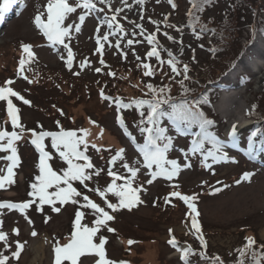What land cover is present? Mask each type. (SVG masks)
I'll list each match as a JSON object with an SVG mask.
<instances>
[{
    "label": "rangeland",
    "instance_id": "374dc122",
    "mask_svg": "<svg viewBox=\"0 0 264 264\" xmlns=\"http://www.w3.org/2000/svg\"><path fill=\"white\" fill-rule=\"evenodd\" d=\"M3 2L4 0H0V4ZM70 2L75 3V0ZM96 2L98 7H104L105 11H108L106 5H100L98 0ZM128 3L131 8H125L124 12L117 16V20L129 33L127 37L121 39L120 48L115 47L120 37L110 36L109 42L112 46L109 47L108 43L102 41L104 43L102 55L101 52H97L99 45L96 42V29L103 18V13L94 12L87 16L81 25V30L79 32L73 30L70 41L66 38L65 43L69 44L74 55L72 70L66 65L67 50L64 46L54 45L48 41L34 23L37 13H44L42 19H46L47 0H16L14 5L6 10L4 20L0 22V86H6V81H13L7 86L30 101V104L23 103L17 97H9L15 106L19 104V124L23 125L24 131L20 130L21 139L14 142L19 158L18 165L13 169L14 183H5V187L0 188V202H24L26 198L32 197L29 193L33 191L31 185L35 182V177L40 174L38 166L40 155L35 145L31 143L33 136L28 134L26 129L59 132L62 128L76 131L77 136L84 135L81 129H87L86 139L89 141V147L86 155L91 158L96 168L103 171L99 176H94L91 181L86 182L87 189L78 181L73 182V186L114 216V219L108 221L107 226L102 227L93 237L94 243L97 244L100 237L106 238L104 245L106 259L116 264H120L121 261L126 264H185V261L180 259V249L186 246L193 247L196 243L201 244L197 237L202 235L212 255H222L226 262L231 258L236 246L247 237L264 242V149L253 152V156L246 159L242 151L246 145L244 140L233 145L227 136L232 127L229 121L231 116L228 114L232 115L239 105L245 103L246 116L251 118H254L252 116L254 101H260L264 107V95L258 96L264 93V68L255 74L252 73L255 67L242 68L241 74L244 80L247 77L251 79L242 86H240L241 81L235 84L234 78L229 79L228 75L223 74L220 77L221 82L236 90L237 97L229 95L228 91L226 95L216 92L213 96L215 103L211 115L215 121L214 130L223 144L224 151L230 158H234V161L228 159L213 163L209 158L207 161L211 164L209 168L205 166L202 153L196 156L188 155L186 161L183 151L187 147V136L178 134L170 123H166L165 126L169 128L168 135H171L173 141L167 156L169 159H177L181 164V170L172 180L157 177L151 184L147 181L152 177L142 166L143 157L136 147L142 135L139 128L130 121L131 116L130 119H125L124 126H121L116 119V105L102 99L100 90L103 89L105 95L109 97L121 98L120 90L126 89L131 75L143 71V67L137 66L140 61L136 59V55L138 54L142 60L145 59V54L151 45L149 46L144 36L139 35L135 39L140 40V43L127 45V39L133 38L131 32L140 31L134 29L131 21L142 24L147 30L145 35L156 31V26L149 21V17L160 21V32L156 35L162 45L159 50L161 56H167L165 49L171 50L179 59L188 61L191 67L190 76L197 77L203 62L208 61L209 65L215 66L213 71L217 73L224 69L225 60L235 58V54L238 53L239 56L233 64L236 68L243 56L253 58L254 52L251 48L255 45L261 47L260 56L264 58L262 36L255 34L258 40L260 38L261 44H258L257 40L252 43L254 45L246 46L245 42L246 38L250 39L253 36L252 26L247 24L248 22L257 23L261 16L263 19L259 24H264V7L253 5V9L248 12L249 21L241 28L235 24L234 19H231L229 24L233 27L231 37L235 47L222 54L221 59L215 56L211 60V54L209 56L205 47H202L203 39L195 38L188 29L177 32L175 28L164 25L165 16L168 17V23H174L173 25L184 19L187 0H176L175 8L168 0H159V3L157 0H144L142 4L128 0ZM227 6V0H218L208 9L204 19L223 18ZM112 7L115 9L123 5L120 0H112ZM83 11L84 9L78 8L75 13L70 14L66 23H79L78 17ZM141 15L144 17L143 20L140 19ZM124 16H127V19H124ZM106 31H108L107 26H101L100 34ZM165 31L175 39H167L163 34ZM180 40L183 41L182 45L179 43ZM24 44H31L33 57L29 58L24 52L22 48ZM121 50L127 53L126 58L120 54ZM62 56L64 59H61ZM21 58L25 60L23 66L19 63ZM101 59L104 60V64L100 63ZM85 61L90 63L81 70L80 64ZM147 62L152 63L153 59L150 58ZM95 68H101L102 71L97 73ZM109 71L115 75H108ZM74 72H79V75H75ZM139 77L142 80L141 75ZM140 78H135V81H140ZM154 81L157 83L158 79ZM260 110L264 111L263 108ZM120 112L127 113L125 109H121ZM1 114L6 118L3 119L5 124L11 121L7 116V101H0V121L3 118ZM93 121L95 123H92ZM125 127L135 137V142L125 133ZM2 128L11 132L9 125L2 124ZM238 129L240 128L237 127ZM0 144L6 145L7 137L0 141ZM43 144L45 150L51 154L48 163L53 170L59 172L66 168V162L51 146L52 138L45 137ZM92 144H96L99 151L92 148ZM210 147L211 144L208 143L205 146L206 149ZM120 148L125 149L123 157L118 158L114 165H110V159ZM9 155H11L10 149L0 150V169H4L0 175H6L7 166L11 161L5 158ZM125 161L141 168L133 186L143 185L144 190L139 193L143 203H138L131 209L118 208L112 211L107 208L105 200L118 204V196L106 192L105 196L101 197L98 192L89 189L98 187L103 191L107 188L113 179L107 174L109 167L120 175H130L121 166ZM186 163L190 167H184ZM246 172L252 173V176L249 179H242ZM237 180H240L239 184L236 183ZM218 181L220 183H217ZM116 183L120 185L123 181L117 180ZM224 185L228 187L225 188ZM215 188L222 190L214 192ZM55 190V187L48 189L50 192ZM173 191L188 196L196 195L197 199L190 202L195 204L199 213L196 219L201 227V233H196L191 227V215L195 214L189 215L191 211L182 199L170 196ZM33 199L36 203L26 209L25 213L7 207L0 208V220L3 221L0 230L7 233V242L10 245L5 247L4 242L0 241V254L8 256L7 264H52L54 245L57 241L60 245L67 243L74 231L77 209L84 213L81 225L94 226L96 215L92 209L81 207L84 203L82 197L78 198L80 203L77 204L69 201L61 205L57 201L56 206L61 208L59 213L53 212L52 206L47 204L41 206L42 211H38V197ZM46 217L47 222H45ZM108 228L114 231H108ZM13 229H19V235L13 232ZM169 229H172L171 233ZM33 232L36 235H32ZM173 236L181 242L176 250L168 242ZM130 240L133 243L129 244ZM16 241L23 244L18 258L12 256L17 250ZM99 259L94 251H86L78 257L77 264H97ZM188 262L191 264L190 261ZM63 264H71V262L65 260Z\"/></svg>",
    "mask_w": 264,
    "mask_h": 264
},
{
    "label": "snow or ice",
    "instance_id": "6c2138e0",
    "mask_svg": "<svg viewBox=\"0 0 264 264\" xmlns=\"http://www.w3.org/2000/svg\"><path fill=\"white\" fill-rule=\"evenodd\" d=\"M16 2V0H4L2 4H0V22H3L6 10ZM137 4H142L144 0H135ZM159 3V0H157ZM169 4L175 8L176 4L174 0H168ZM209 0H190L192 4V8L189 9L187 15L189 18V27L193 29V32L196 31L195 24L199 22V17L194 15L193 9L196 11H202V5L208 3ZM100 5H106L108 11H105L104 7H98L96 0H75V3L70 2V0H47L46 4V19H42L44 13H37L34 18V23L38 29H40L45 37H47L48 41L52 44H60L63 45L67 50V60L66 65L69 70H72L74 55L71 47H69L68 43H65L66 38L70 41L72 31L79 32L81 30V25L85 21L86 17L92 13H103V18L99 21L97 25V44L99 47L97 48V52H101L104 47V43L106 42L111 47V43L109 42L110 36H119L120 39H117L115 47L120 48V41L129 35L126 32L124 26L117 20V16L124 12L125 8H131V5L128 3V0H120V3L123 7H116L113 9L112 0H98ZM78 8L84 9L82 14L79 15V23H66L69 20L70 14L76 12ZM111 13V15H109ZM124 19H127V16H124ZM140 19L143 20V15L140 16ZM149 21L156 26V31L153 33H145L147 30L143 27L142 24L136 23L135 21H131L134 25V29H139V33L135 30L131 32V37L127 39V45L132 46L133 44H138L141 41L135 39V37L144 36L147 40L148 44L155 45L151 48V50L147 51L145 54V59H141V57L137 54L136 59L140 61L137 65L138 67H143L145 70L143 75L145 77H153L156 75L157 71H160L162 75H167L163 73V65L167 64L171 69V72L174 74L170 79H175L176 76L183 75V79L177 81L182 90L183 94L179 97H173L171 95V87L167 84L156 87L152 83H148L145 85L147 89L144 92V95L141 98H133L128 102H125L120 97H109L105 95L104 90H100L101 98L104 100H108L111 103H114L117 107L118 119L121 126H124V120L122 115H119L121 109H135L139 115L138 128L142 136L144 137L143 143H137L136 147L139 150V153L143 157V167L149 171L150 176L152 177L147 181L148 184H151L154 179L157 177H163L168 180H172L178 172L181 170V164L177 159H169L167 153L172 147L173 141L171 135H168L169 128L162 124V121L165 119L170 122L171 126H173L178 134L181 135H190L191 139V147L188 151L192 154L202 153L203 160L205 162L206 167H211V164H208L207 161L209 158L213 161V163L227 161L230 158L228 153L224 151L223 144L221 140L214 134L210 132V126L214 123L212 120L208 119L206 114L202 111L201 105L203 103H208V101L203 98L191 99L189 98V93L192 91L189 89L184 81L190 79L189 66L188 64H183L182 67H178L181 63L178 57L168 49H165L168 55V59L165 61L159 51V41L156 33L160 32V21L152 20L151 17L148 18ZM168 17H164V22L166 23ZM107 26L108 31L104 32L102 35L100 34L101 26ZM168 28H175L177 32H182V28L178 25L167 24ZM206 26L201 25L200 31H205ZM167 39L174 40L175 38L169 35L168 32L163 33ZM179 43L182 45L183 41L180 40ZM24 52H26L29 58L34 56V53L30 50L31 46L24 44L22 45ZM135 54V49H132ZM124 58L127 57V53L121 50L120 53ZM155 57L158 63L161 65L160 69H154L147 60ZM194 58V57H193ZM61 59H64L62 56ZM20 65L23 66L25 64V60L21 58ZM90 62H81L80 68L83 70L86 66H88ZM101 64H104V60H100ZM97 73L101 72V68H95ZM75 75H79V72H74ZM108 75L114 76L115 73L109 71ZM27 79V77H25ZM13 81L9 80L5 82L6 86L0 87V101H7V113L11 118V124L13 127L12 132H8L6 130H0V141H3L7 137V144H0V150H11V155L7 156L5 159L11 161L7 166L6 175H0V188L5 187V183L12 184L14 183V167L18 165L19 158L17 155V150L14 146V142L21 139L20 134L15 130L19 128L21 131H24L23 125L19 124V110L15 107L12 100L9 97H17L23 103L30 104V101L26 100L23 96H21L18 92L14 91L12 87L7 85H11ZM255 106H253L254 108ZM92 123H95L94 121ZM59 125V121H57ZM42 127V126H41ZM193 129H196L193 131ZM33 136L31 143L35 145L36 149L40 153V161H39V171L40 174L35 177V182L32 183L31 187L33 189L32 192L29 193V196L38 197L37 210L42 211V205H51L52 211L59 213L61 211L60 207L56 206V202L59 201L61 205L72 202L74 204L80 203L79 199L82 197L84 203L81 204V207L90 208L93 210L96 215V219L94 220V226L88 227L87 225H81V220L84 216V213L77 209L74 221V231L71 234L70 239L67 243L60 245L59 241L54 245L55 251V264H63V261H70L71 264H77V259L79 256L84 254L86 251H94L100 259L97 261V264H116L114 261H110L106 259V253L104 249V245L106 242V238L100 237L99 243H94L93 237L100 231L102 227L107 226L108 221H112L114 219L113 215H110L108 211L105 210L104 207H101L94 201H92L88 195L83 194L76 187L73 186V182H79L83 185L84 188H88L87 181H91L94 176H99L102 169L96 168V166L92 163L91 158L86 155L89 147V141L86 139L88 136L87 129H81L80 131L84 133L82 136H77L76 131L74 130H61L59 132H49V131H40L37 133L34 129H28ZM124 131L127 135L131 137V139L135 142V137L128 132L127 128H124ZM237 126L233 124L231 130L227 133V136L230 138V142L235 145L238 142L237 136ZM257 133L253 132L252 137H256ZM45 137L52 138V148L56 149L59 152L60 158L66 162L67 167L61 169L59 172L53 170L48 161L51 159V154L45 150V146L43 144V140ZM211 144L210 148H205V144ZM256 141L252 138H249V154L251 155L254 151V145ZM92 148H97L96 144L91 145ZM261 147L264 148V142L261 143ZM183 151V150H182ZM188 151H183L184 159L188 160ZM125 149L120 148L116 151V155L113 156L109 164L114 165L118 158H122ZM78 161H83V163H79ZM139 163V161H137ZM130 175H120L118 172L114 171L112 167L108 168L107 174L112 177V182L108 184L107 188L103 191L100 188L89 189V191H96L99 193L101 197L105 196L106 192H112L116 196L119 197V203L113 204L105 200L108 209L112 211H116L118 208H129L135 206L138 203H143L140 199L139 193L144 190L143 185H139L137 187L133 186V182L137 178V174L141 171L140 167L129 164L127 161L123 162L121 165ZM153 166H155V170H153ZM184 167H190L189 164H185ZM0 172H4V169H0ZM252 176V173H244L242 179H249ZM117 180L123 181L122 184L118 185L116 183ZM217 183H220L219 181ZM237 184L240 183V180L236 181ZM55 187V191H48V189ZM178 187V186H177ZM223 187H228V185H224ZM221 188H215L214 192L221 191ZM172 197H179L184 202L187 203L188 208L191 210V227L195 229L196 233H201V227L197 222L196 216L199 215L197 208L194 203L190 201H194L197 199L196 195L188 196L183 195L179 191H173L170 193ZM33 203H36V200H29L24 202H0V208L7 207L12 210H19L21 213H25V210L28 209ZM47 217L45 218V222H47ZM31 223V221L29 220ZM3 221L0 220V227H2ZM108 231H114V229L108 228ZM17 235H19V229H13ZM169 232H172V229H169ZM32 235H36L35 232ZM200 240V243L203 247L206 248V241L204 240L202 235L197 237ZM247 244L244 248L239 249L240 256L243 257L245 255V250L250 248L252 244L255 243L254 239L251 237H247ZM0 241L4 242L5 247H10L7 242V233L0 230ZM169 244L177 247V242L175 237L173 236L170 239ZM133 243V241H129V244ZM264 248V245L261 246ZM16 251L12 253L13 257L18 258L20 251L23 249V244L20 241H16ZM181 251V260L185 261V264H189L186 257H188L192 253L191 247H185L180 249ZM200 255L202 257L205 256L204 252H201ZM264 258V252H261L259 256L256 253H253V262L254 264H261V259ZM8 256L0 254V264H7ZM120 264H126V262L121 261ZM211 264H223L220 261V258L214 257L211 260ZM237 264H244L243 260H238Z\"/></svg>",
    "mask_w": 264,
    "mask_h": 264
},
{
    "label": "trees",
    "instance_id": "16d2710c",
    "mask_svg": "<svg viewBox=\"0 0 264 264\" xmlns=\"http://www.w3.org/2000/svg\"><path fill=\"white\" fill-rule=\"evenodd\" d=\"M218 0H209L208 3L203 4L202 5V11H196L195 9H193L194 11V15L199 17V22L195 24V28L196 31L193 32V29L191 27H189V18H188V11L189 9L192 8V4L190 3V0H187V8L185 10V14H184V19H180V23H178L177 25L180 26L182 28V30L184 29H188L190 32L193 33V36L197 39H203L204 44H202V47H205V49L208 51L209 56L211 58V60L217 56L216 58H220L221 59V55L224 54L225 52H229L231 50L234 49L235 47V43H233V39H232V29L233 27H231V19H234L235 24H238L239 27L241 28L244 23L248 22L249 18H248V12L251 11L253 9V5L257 6V7H264V0H227L228 1V6L227 9L225 10V12L223 13V18L215 19V17H208L207 19H204V15L206 16L207 11L209 8H212L214 6V4L217 2ZM174 3H176V0H174ZM264 11V8H263ZM233 16H232V15ZM210 16V15H209ZM262 17L259 16V22L257 23H252V22H248L247 24H249L250 26H252V33L254 34L256 31L261 32L264 35V24L261 23L262 21ZM169 20H167V22L164 25L170 24L168 23ZM174 24V23H172ZM201 25L206 26L205 31H200V27ZM252 38V36L250 37V39ZM207 39V41H206ZM159 41V50L162 47L160 40L158 38ZM209 43V45H208ZM150 46V44H149ZM155 46V45H151V48ZM151 48L149 47V50H151ZM148 50V51H149ZM240 53V52H239ZM161 55V52H160ZM239 54H235V58H231L230 60L227 59L224 61L223 67L224 69L222 71H219L217 73H214L213 70H215V66H211L209 65L208 61L203 62V64L200 65V69L199 72L197 73V77H193L190 76V65L188 63V61L185 60H181L179 59V61L181 62L178 67H182L183 64H188L189 66V77L190 79L185 80L184 83L185 85L191 89L192 91L188 94L189 98L191 99H196V98H200L203 97L205 98L208 103H203L201 105L202 111L206 114L207 118L212 120L214 123L210 126V132L214 135H216V131L214 130V126H215V121L212 117L211 114H213V107H212V102H213V96L216 94V92H218V90L222 87V85L219 83V79L220 77L225 74V72L227 70H229L234 62L236 61V59L238 58ZM165 61L169 58L168 55L167 56H161ZM153 59V62L150 63V65L154 68V69H160L161 65L158 63V61L156 60L155 57L151 58ZM228 61V62H227ZM145 70L143 69L142 72L137 73L135 72L134 74H129L131 75L129 82L126 85V89H122L120 90L121 92V98L125 101L128 102L129 100L133 99V98H141L144 95V92L147 91V89L145 88V85L148 83H152L154 86L156 87H160L163 86L165 84L169 85L171 87V95L173 97L179 98L182 94H183V90L180 86V84L177 82L180 79H183V75L180 76H176L175 79H170V77H173L174 74L171 72V69L169 68V66L167 64L163 65V73H166L167 75H162L160 74V71H157L156 75L153 77H145L143 75V72ZM160 74V75H159ZM141 75V78L139 77ZM143 75V76H142ZM201 77V78H198ZM135 78H140V81H135ZM158 79V82L156 83L154 80ZM128 88V90H127ZM210 91H214V92H210ZM264 95V93L258 95L260 97H262ZM17 109L20 110L19 104ZM253 106H255L253 108ZM261 108L264 109V107L262 106V104L260 103V101H254V103H252V116H254V123L252 124V126L241 132L238 133V140H246V142L248 143L249 138H252L254 141H256V144L254 145V150H259L262 149L261 147V143L264 142V111L260 110ZM127 113H122V117L123 119H130V116L132 117L130 119V121L135 124V126L138 125L139 122V115L137 113V111L133 108V109H125ZM208 110H210L208 112ZM20 111L18 112L19 115ZM6 119V118H4ZM9 120V118H8ZM166 121V119L164 121H162V124ZM168 122V121H167ZM3 125H9L11 127V132L13 131V127L11 122H8L7 124H5L2 121ZM138 128V126H137ZM18 133H20V129L17 128L15 129ZM196 129H193V131H195ZM27 132V129H26ZM256 132L257 135L256 137H252V133ZM28 133V132H27ZM217 136V135H216ZM189 141L191 142L192 137L190 135H187ZM218 137V136H217ZM23 138V136H22ZM207 144V143H206ZM205 144V146H206ZM245 151L249 154V147L245 148ZM32 198V197H31ZM103 207V206H102ZM75 221V220H74ZM255 243L251 245L250 248L245 250V255L243 257L240 256V252L238 251L239 249L244 248V246L247 244V240L244 239L243 242L236 246V248L234 249V253H232L231 258L228 259V261L224 262L223 260V256L221 255H212V253L209 251V249L206 247H199V248H194L192 249V253L190 254L188 257H186V259L188 261H199L202 260L204 262V264H211V260L214 257H219L220 261L223 262V264H237L238 260H243L244 264H254L253 262V253L255 252L257 256H259V254L261 252H264V248H262L261 246L264 245V242L259 241V240H255ZM201 252L205 253V256L202 257L200 255ZM261 264H264V258L261 259Z\"/></svg>",
    "mask_w": 264,
    "mask_h": 264
},
{
    "label": "bare ground",
    "instance_id": "6f19581e",
    "mask_svg": "<svg viewBox=\"0 0 264 264\" xmlns=\"http://www.w3.org/2000/svg\"><path fill=\"white\" fill-rule=\"evenodd\" d=\"M251 49H252V52H254V54H256L255 58L253 60H250L251 58H249L247 55H245L240 60V62L238 63V65L234 69L233 73H231L230 75L228 74L227 78L229 77V79H231V78L235 77L237 75V73H239L242 70V68H251V67L257 66L258 62L263 58L260 56L261 47L258 45H255ZM235 91L236 90H234V89L231 90L229 92L230 93L229 95H233L234 97H237L236 96L237 94ZM224 95H226V94H224ZM244 106H245V103H242L241 105H239L235 109L234 113L232 114L233 116L231 114H228L229 116H231V117H229V121H230L231 125H233V124L240 125L244 121L245 115H246Z\"/></svg>",
    "mask_w": 264,
    "mask_h": 264
}]
</instances>
